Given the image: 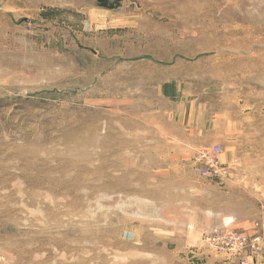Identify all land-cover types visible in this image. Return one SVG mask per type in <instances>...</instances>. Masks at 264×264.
<instances>
[{
  "label": "rangeland",
  "instance_id": "obj_1",
  "mask_svg": "<svg viewBox=\"0 0 264 264\" xmlns=\"http://www.w3.org/2000/svg\"><path fill=\"white\" fill-rule=\"evenodd\" d=\"M225 230L264 244V0H0V264H264Z\"/></svg>",
  "mask_w": 264,
  "mask_h": 264
},
{
  "label": "built area",
  "instance_id": "obj_2",
  "mask_svg": "<svg viewBox=\"0 0 264 264\" xmlns=\"http://www.w3.org/2000/svg\"><path fill=\"white\" fill-rule=\"evenodd\" d=\"M220 147L215 145L201 154V159L204 162V167L201 169L204 177L217 175L224 170L220 167L218 154ZM208 245L214 246L221 251H239L250 247L254 250H264V244H261L258 236L247 239L241 234L225 230L219 234L207 238Z\"/></svg>",
  "mask_w": 264,
  "mask_h": 264
}]
</instances>
